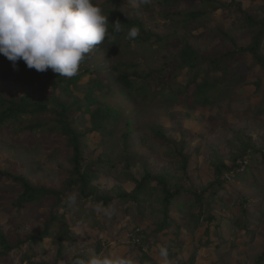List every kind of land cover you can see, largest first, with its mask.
Returning a JSON list of instances; mask_svg holds the SVG:
<instances>
[{"label": "trees", "instance_id": "16d2710c", "mask_svg": "<svg viewBox=\"0 0 264 264\" xmlns=\"http://www.w3.org/2000/svg\"><path fill=\"white\" fill-rule=\"evenodd\" d=\"M123 1L107 0L94 3L109 16V33L123 35L129 41V46L135 43L148 51H152L153 46L157 45L156 61L161 63V67L152 70L144 77L148 85L142 83L140 87H135L134 77L131 80V71L126 62L123 64L113 62L111 54H115L114 40L102 42L97 46L99 49L96 47L92 52L93 54L101 50L106 52L107 63L92 62L93 59L102 57L87 55L80 65L78 75L71 79L61 78L51 69L45 73L28 69L23 60L18 61L17 69H14L12 62L1 55L9 64V70L4 74L9 88L6 85L0 88V134L10 137L15 145L24 146H33L49 137L50 141L47 145L49 153L52 156L61 153L63 159L59 160V164L61 165V161L66 162V168L61 165V173L66 181L61 183L64 191L58 192L47 186L46 178L32 181L25 175L14 174L13 171L4 172L11 183L4 186L7 187L5 190L0 187L2 193L0 194V264H14L17 258H20V264H74L76 259L85 261L89 259L85 254L72 255L68 251L66 242L76 243L74 233L67 221L57 219L58 214L64 215V210L68 207V195L65 192L73 190L79 191L78 206L84 211V217L89 212H95L97 205L102 209L95 213L97 219L103 217L116 221V213L121 208L125 210L123 213L129 212L136 217H143L147 212L156 217L155 225L151 230H143L141 234H137L139 240L134 245L140 253L138 264H195L196 262L195 258H186L185 254H182L178 260L173 257L176 251L182 253L184 246L182 241L178 243V237L183 236L180 223L184 222L189 226L186 229L191 243L194 232L203 218L201 211L196 216L191 215L196 203L186 201L184 196H188L189 193L180 187L181 180L187 176L189 159L184 153H178L181 159L175 157L172 140L165 131L164 123L152 126L153 122L149 121L144 125L143 122L135 119L136 115L141 117L146 111L143 103L138 101L135 103V96L139 95L142 89L153 86V93L150 92V95L144 98L165 105L170 102H182L181 95L184 94L191 100V108L197 110L212 105L219 99L222 95V85L228 80L234 67L237 63L248 60L253 67L259 66L262 73L255 78L253 84L254 96L257 97L264 89V6L261 9L262 17H259L252 15V12L244 11L242 5H238L236 13L239 10L242 37L246 36L250 39L247 44L242 45L240 38L238 36L236 39L233 38L232 33L220 31L221 38L228 40V44L224 43L213 54L200 55L197 49L182 37L175 41V46L179 48L171 59V56L166 54V47L171 40L170 33L163 36L156 35L145 29L142 20L137 17H126V9L121 7ZM176 2L177 0H151L150 4L143 7L166 20L181 17L183 26L187 28L189 22L195 21L198 16L208 14V10L211 16L227 6L221 4L219 0H201L202 11L184 14L172 10ZM230 7L234 10V6L230 5ZM116 20L124 24L122 26L124 29L118 34L114 33L111 25ZM133 27L139 28V35L134 39H128L127 32ZM151 37H155L158 41L148 46L146 42ZM108 70H111V74L107 72ZM182 75L185 80L177 83V78L183 77ZM86 77L91 78L89 83L80 85ZM10 83H13V86H10ZM74 88L84 96L80 98L74 94L72 91ZM190 90L193 91L191 94H189ZM95 134L100 136L99 140L94 138ZM87 138L92 139L93 143H98L99 147L90 148ZM115 138H118L122 149L118 159H114L111 155ZM140 143L141 148L149 147L158 153V157L166 156L167 166L163 165L161 172L157 173L155 169L149 168V160L137 151ZM254 154H258V151L254 150ZM94 155L98 156L95 160ZM258 156L257 161L263 163L264 153ZM111 167L115 172L110 173L108 177L114 178L118 184L110 189L102 188L99 183L103 175L101 170ZM238 167L237 163H234L233 169ZM231 170L232 167L223 163L216 167V173L225 176ZM225 181L226 179L218 180L211 185L218 184L219 189L222 190ZM96 182L99 185H95ZM36 205L45 207V210L38 214V218L42 219V227L38 232L29 233L22 230L18 213H26ZM173 206L178 208L177 212L183 213L179 218L180 222H177L172 215ZM259 207L254 212L258 226L264 216L262 202ZM252 214L247 210L244 212L248 219ZM187 217L190 225L185 221ZM206 221L211 224L214 218L211 216ZM246 222V220L244 223L236 222V227L240 230L246 229ZM173 226H175V235L172 239ZM258 226L252 228L257 229ZM205 235H208L207 231ZM50 239H55L54 242L58 247L56 257L52 260L36 261L45 252L43 245ZM161 247L167 249L166 259L159 254ZM204 248L210 250L207 245ZM198 252H203L201 246L198 247ZM258 262L264 264V253L261 254Z\"/></svg>", "mask_w": 264, "mask_h": 264}, {"label": "rangeland", "instance_id": "374dc122", "mask_svg": "<svg viewBox=\"0 0 264 264\" xmlns=\"http://www.w3.org/2000/svg\"><path fill=\"white\" fill-rule=\"evenodd\" d=\"M100 1L107 0H94L96 3ZM219 1L227 6L211 16L210 10H208V14L198 16L195 21L186 24L187 28L183 26L181 17L166 20L150 13L144 7L137 15L135 10L127 6L125 0L121 7L126 9V17H137L142 20L146 30L161 36L170 33L171 40L166 47V54L173 59L179 48V46H175V41L182 37H185L200 55L213 54L218 47L224 43L228 44V40L221 38L220 31L232 33V37L235 39L238 36L242 45L249 42L248 37H242V28L239 23L241 20L238 18L240 12L238 10L236 13V10L238 5H242L241 8L244 11L262 17L261 9L264 6V0ZM201 4V0H177L176 4L172 6V10L184 14L199 13L202 11ZM230 5L234 6V10ZM115 37V54H111L113 62L117 64L126 62L131 71V80L134 77L135 87H140L142 83L148 85V81H145L144 77L152 70L161 67V63L156 61L157 45H154L158 40L155 37L147 40L148 46L154 45V49L148 51L143 47H138L135 43L129 46V41L123 35L115 34ZM118 38L121 39L118 40ZM148 46L145 45L146 48ZM1 55L0 88L2 89L5 85L9 86L4 76L9 70V64ZM92 55L97 56L96 53H92ZM107 58L108 55L105 54L100 59H93L92 62L105 61L107 63ZM107 72L111 74V70ZM260 74H262L260 67H253L248 60L237 63L229 74L228 80L222 85L221 97L212 105L197 110L191 108V100L184 94L181 95L182 102H170L165 105L155 103L150 98H144V96L150 95V92L153 93V86L142 89L139 95L135 96V103L137 101L143 103L146 109L141 117L136 115L135 119L143 122L144 125L149 121L153 122L152 126L164 123L165 131L172 140L175 157L181 159L178 153H184L188 157L187 176L181 180L180 187L189 193L188 196H184V199L196 203L191 210V215L196 216L200 211L203 215L191 243L186 229L189 226L184 222L180 223V231L183 232V236L178 237V243L182 241L184 246L182 253L175 252L176 254L173 256L175 260L185 254L186 258H195V264H259L260 256L264 253V216L258 226L254 212L260 208V202L264 209V161L263 163L257 161L258 154L264 153V89L255 97V85L253 84L255 78ZM182 76L177 78V83L185 80L184 75ZM88 78L83 79L80 85L89 83L91 78ZM11 85L13 86V83H10ZM175 87L173 86V88ZM72 91L80 98L84 96L75 88ZM192 92L190 90L189 94ZM94 138L99 140L100 136L95 134ZM49 141V137H46L33 146L15 145L10 137L0 134V187L5 190L7 187L4 186L11 183L4 172L13 171L14 174L25 175L32 181L46 178L47 186L50 189L63 192L61 183L65 182L66 178L61 170L62 166L66 168V162L61 161V166L59 160L63 159L62 154L58 153L57 156H52L49 153L47 148ZM113 141H115L114 144L112 143L114 150L111 155L114 159H118V156L122 154L121 144L118 143V138ZM87 142L92 149L99 147V144L93 143L90 138H87ZM173 149L171 147V153ZM254 150L258 151V154H254ZM137 151L149 160V168L155 169V172H161L163 165L167 166L165 155L160 158L158 153L149 147L141 148V143L137 146ZM97 157L94 155V160ZM241 160H247L248 165L243 164L245 167L239 171L236 178L233 179L231 175L228 179L224 174L216 173V167L219 164L229 165L233 170L234 163L238 165ZM101 172L103 175L99 183L102 188L110 189L118 184L114 178L108 177L110 173L115 172L113 167L102 169ZM225 179L222 190L219 189L218 184L211 185L218 180L224 181ZM99 183L96 182L95 185H99ZM18 191H21L19 186ZM73 192L79 194L78 190L65 193L69 195ZM0 194L2 193L0 192ZM44 210L45 207L36 205L26 213L19 212L18 221L22 223V230L29 233L40 231L42 219L38 218V214ZM121 210L116 213V221L103 217L97 219L95 214L97 211L89 212L84 217V211L80 208L78 211H72L67 207L64 210L65 216L59 213L57 219L69 223L76 239L75 244L66 242L68 251L72 255L85 254L87 258L101 253L111 257H125L132 259L133 264H138L140 253L137 246L134 245L139 240L137 234H141L143 230H151V227L155 225L156 217L148 212L143 217H136L129 212L123 213L125 210L122 208ZM177 210L178 208L173 206L172 215L177 222H180L179 218L183 216V213L177 212ZM245 210L253 213L252 216L250 215L251 218L248 219L244 215ZM211 216L214 221L208 224L206 220ZM188 220L189 217L185 219L189 224ZM245 220L247 221L246 229L240 230L239 227H236V222L244 223ZM256 225L257 229H253L252 227ZM175 226L177 227V225ZM175 226L171 228L172 239L175 235ZM206 231L207 236L205 235ZM168 236L170 237V235ZM54 240H47L43 245L45 252L36 261L52 260L56 257L58 247ZM206 245L210 247V250L204 248ZM199 246L203 248L202 253L198 252ZM14 264H20V258H17Z\"/></svg>", "mask_w": 264, "mask_h": 264}, {"label": "clouds", "instance_id": "9594fccd", "mask_svg": "<svg viewBox=\"0 0 264 264\" xmlns=\"http://www.w3.org/2000/svg\"><path fill=\"white\" fill-rule=\"evenodd\" d=\"M128 7L140 14L143 6L151 0H125ZM109 16L94 3V0H0V54L12 62L23 60L28 69L45 73L51 69L61 78L71 79L78 75L81 63L87 54L106 40H114L109 33ZM114 33L122 31V24L116 20L111 24ZM139 35V28L127 32L128 39ZM103 57L106 52L96 53ZM248 165L247 160L239 161L238 168L226 177L234 179L239 171ZM78 193L67 197V206L78 211ZM95 211H102L99 205ZM107 212V210H104ZM160 256L167 258L168 252L160 248ZM74 264H133L132 259L93 255L87 261L76 259Z\"/></svg>", "mask_w": 264, "mask_h": 264}]
</instances>
